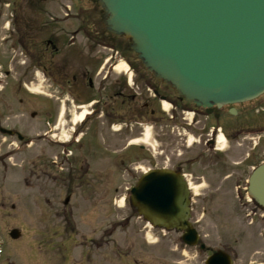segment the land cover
<instances>
[{"label": "rangeland", "instance_id": "rangeland-1", "mask_svg": "<svg viewBox=\"0 0 264 264\" xmlns=\"http://www.w3.org/2000/svg\"><path fill=\"white\" fill-rule=\"evenodd\" d=\"M48 1L49 9L57 14L56 0ZM95 2L68 0L69 22L60 35L62 40H111L102 32L100 12L92 7ZM4 8L8 15L2 30L4 34L1 32L0 35L6 36L8 63L14 54L8 46L17 40L13 31L17 28L10 21L12 2L5 1ZM86 18L92 25L83 28L82 21ZM78 27L85 33H73ZM88 33L91 34L88 36ZM112 40H118L116 63H126L128 75L143 70L131 52L127 37ZM104 53L105 50H101L103 58ZM9 69L7 83L16 78L12 67ZM123 74L117 72V75ZM36 78L38 81L33 82L30 77H23V83L30 90L35 88L34 83L44 84L37 87L40 90L37 93L25 90L22 94L24 101L19 106L22 116L17 128L25 140L5 138L0 145V243L3 242L0 264H204L207 256L219 249L228 250L234 264L264 263V221L260 223L256 218L264 210L247 201L245 188L225 185L214 189L192 184L193 192L199 195L194 196L195 201L191 203V222L198 231L200 242L205 245L203 250L198 246H185L177 231L150 228L131 206L128 193L142 171L167 166L168 160L159 146L164 136L148 127L144 132L148 134L146 138L144 134L136 136L135 139L140 138L137 145L126 148L131 135L123 130L128 122V106L124 105L118 107L117 114V124H121L122 131L112 135L102 130L105 143L96 154L94 151L85 154L83 148L72 141L70 124L67 126L62 118L57 123L58 128L52 131L57 132V136L49 138L45 132L52 123L46 124L42 108L48 103L61 107L64 93L57 88L50 89L39 75ZM133 80L135 95L137 92L149 93L147 85L135 79V74ZM165 93L174 98L172 92ZM158 105L162 112L160 104L154 101L149 108L156 109ZM10 111L6 108V116ZM32 111L36 113L33 117ZM6 124H10L8 118ZM35 134L43 137L30 140ZM189 137L191 134L184 147L197 140ZM138 146L144 147L139 149ZM247 148L248 140L242 146L229 141L227 150L230 157L235 158L242 157V151H248ZM259 149L264 151V145L261 144ZM257 155L260 159L264 157L263 152H257ZM247 164L249 167L255 165L254 162ZM242 168L240 172L245 179L249 168ZM242 185L244 187L246 183ZM236 193L242 197L240 200L235 198ZM66 197L69 201L64 204ZM13 228L20 232L18 239L8 236Z\"/></svg>", "mask_w": 264, "mask_h": 264}, {"label": "flooded vegetation", "instance_id": "flooded-vegetation-1", "mask_svg": "<svg viewBox=\"0 0 264 264\" xmlns=\"http://www.w3.org/2000/svg\"><path fill=\"white\" fill-rule=\"evenodd\" d=\"M5 1L0 0V34L5 28L8 15L4 11ZM49 2L48 0L12 1L11 21L18 29L17 40L10 42L8 46L14 52L8 63L5 56L6 36L0 35L1 146L5 138L17 139L19 132L17 127L22 116L19 106L24 101L22 94L28 87L23 83V77H30L35 82L38 81L36 78L38 72H43L46 75L44 82L47 86L56 89V86L60 85L61 92L64 93L61 107L59 104L48 103L42 108L48 123H52L49 125L51 131L58 128L57 123L62 118L67 126L70 124L69 129L73 131L71 135L73 139L78 135L74 141L78 142L79 147L94 151L96 154L101 151L105 143L102 130L112 135L117 134V130L120 129L116 126L118 107L126 105L129 122L126 132L131 135L129 138L144 134V121H151L154 125L153 129L157 130V135L164 136L159 146L168 164L155 168H168L179 172L189 185L195 184L214 189H221L225 185L238 189L245 188L242 184L246 183L247 177L244 179V174L240 172L242 167L247 166L250 171L253 166L264 161V157L260 159L257 155V152L264 153L259 149L261 144L264 145V116H261L264 112V94L255 100L237 105L212 107L210 113H207L205 108L187 103L177 95H174V98L166 95L160 88L170 92L171 90L145 70L135 71L131 75L126 72L123 76L117 75L115 65L118 40H62L60 35L69 22L70 5L68 0H56L58 12L54 14L49 9ZM55 24L57 27L54 26ZM75 33H80V29ZM101 50H105L104 58L101 56ZM11 61L13 63H10ZM9 66L16 76L11 83H7ZM134 74L135 79L142 80L148 85L146 89L149 92H156V95L147 92L149 96L145 92L143 94L137 92L135 95ZM34 84L36 88L44 86L38 82ZM160 96L169 102L168 117L160 112L159 105L156 109L149 108L153 101L156 104L160 103ZM231 107L236 109L234 116L230 114ZM6 108L12 110L9 116H6ZM82 111H85L84 120L78 126H74L72 118ZM30 114L36 115L35 112ZM7 118L10 122L8 126H6ZM234 120H239V123H234ZM6 129L11 130L12 133H7ZM218 132H223L225 137L226 148L222 151L217 148ZM56 133H48L49 138L56 137ZM188 134H191L193 139L197 138L194 140L199 148L197 144L191 143L184 147ZM41 136L42 134H35L30 140ZM247 140V150H249L242 151L244 154L242 157L240 155L231 158L227 150L228 142L233 141L235 145L242 146ZM138 147L142 149L144 146ZM247 162H254L255 165L249 167ZM130 169L133 171L135 168ZM236 198L240 200L242 197L236 194ZM257 221L263 222L264 217L258 218Z\"/></svg>", "mask_w": 264, "mask_h": 264}, {"label": "water", "instance_id": "water-1", "mask_svg": "<svg viewBox=\"0 0 264 264\" xmlns=\"http://www.w3.org/2000/svg\"><path fill=\"white\" fill-rule=\"evenodd\" d=\"M111 34L129 38L147 70L197 106H221L264 92V0H98ZM130 202L153 226L183 231L194 246L188 221V190L182 177L159 169L142 175ZM248 194L264 207V163L248 179ZM68 202V198L64 203ZM10 237L20 233L13 229ZM201 245L200 248H203ZM205 264H231L222 251Z\"/></svg>", "mask_w": 264, "mask_h": 264}, {"label": "bare ground", "instance_id": "bare-ground-1", "mask_svg": "<svg viewBox=\"0 0 264 264\" xmlns=\"http://www.w3.org/2000/svg\"><path fill=\"white\" fill-rule=\"evenodd\" d=\"M116 68H118V69H120V68L126 69V65H125V64H119ZM34 90H35L36 93L38 92L36 88H35ZM163 108H164V109H167V104H166V103L163 104ZM84 114H85V111H82V112H80L79 114L75 115V116H74V119H73V123H78L79 121H81V120L83 119V117H84ZM147 135H148V134L145 133V134H144V137L146 138ZM220 138L222 139V137H219V139H220ZM221 139H220V140H221Z\"/></svg>", "mask_w": 264, "mask_h": 264}]
</instances>
